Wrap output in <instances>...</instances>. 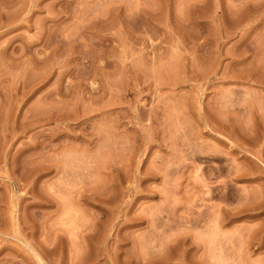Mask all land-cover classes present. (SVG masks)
<instances>
[{"label": "rangeland", "instance_id": "obj_1", "mask_svg": "<svg viewBox=\"0 0 264 264\" xmlns=\"http://www.w3.org/2000/svg\"><path fill=\"white\" fill-rule=\"evenodd\" d=\"M0 264H264V0H0Z\"/></svg>", "mask_w": 264, "mask_h": 264}]
</instances>
